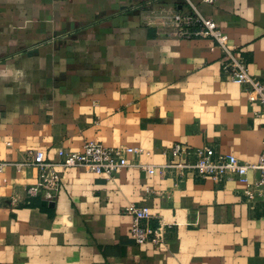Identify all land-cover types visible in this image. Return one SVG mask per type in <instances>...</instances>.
I'll return each instance as SVG.
<instances>
[{"label": "crops", "instance_id": "obj_1", "mask_svg": "<svg viewBox=\"0 0 264 264\" xmlns=\"http://www.w3.org/2000/svg\"><path fill=\"white\" fill-rule=\"evenodd\" d=\"M264 79V0H191ZM186 0H0V161L132 146L111 176L58 166L53 201L30 198L35 167L0 173V264H264V211L237 178L215 182L162 165L175 142L255 163L264 108L224 72L212 38H177L163 16ZM260 112L262 115H257ZM150 188L151 191H147ZM46 201L47 204H43ZM150 209L159 244H137L127 207Z\"/></svg>", "mask_w": 264, "mask_h": 264}, {"label": "built area", "instance_id": "obj_2", "mask_svg": "<svg viewBox=\"0 0 264 264\" xmlns=\"http://www.w3.org/2000/svg\"><path fill=\"white\" fill-rule=\"evenodd\" d=\"M213 3L214 0H205ZM189 4L187 11H176L163 16L165 23L172 26V35L177 38H212L228 55L223 63L225 74L235 83L243 85L250 100L256 101L264 108V79L258 80L247 71L245 59L237 48L229 44L228 36L221 30L216 21L200 13L197 7ZM257 115H262L258 112ZM139 153L132 146H106L101 142L87 141L79 151L58 149V162L49 161L43 151H30L28 157L18 163L0 161V173L12 164L18 170L35 167L38 176L34 183L27 187L30 198L42 196L46 201H53L61 189L62 177L57 167L89 168L96 174L113 175L116 171L130 164L129 155ZM169 159L162 165H143L149 172L166 175L173 172L181 180L185 174H192L197 179L211 178L215 182L237 178L244 184L243 197L253 209L264 211V152L255 163L241 161L233 154L217 153L209 146L193 147L186 143L175 142L168 150ZM147 191H151L147 188ZM132 222L130 235L137 244L152 242L159 244L164 241L165 233L171 225L152 227L150 209L146 206H129Z\"/></svg>", "mask_w": 264, "mask_h": 264}, {"label": "water", "instance_id": "obj_3", "mask_svg": "<svg viewBox=\"0 0 264 264\" xmlns=\"http://www.w3.org/2000/svg\"><path fill=\"white\" fill-rule=\"evenodd\" d=\"M43 204H47V202H46V201H44V202H43Z\"/></svg>", "mask_w": 264, "mask_h": 264}]
</instances>
